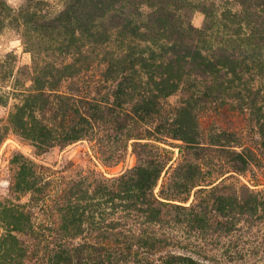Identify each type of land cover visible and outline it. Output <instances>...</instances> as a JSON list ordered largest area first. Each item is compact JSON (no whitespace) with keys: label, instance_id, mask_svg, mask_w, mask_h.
<instances>
[{"label":"rangeland","instance_id":"obj_1","mask_svg":"<svg viewBox=\"0 0 264 264\" xmlns=\"http://www.w3.org/2000/svg\"><path fill=\"white\" fill-rule=\"evenodd\" d=\"M63 5L0 0L1 249H24L15 264H46L65 246L123 242L120 234L140 228L135 217L121 213L126 204L110 205L100 196L86 201L83 192L89 198L93 188L109 186L137 166V144L147 143L172 151L175 164L182 162V173L195 182L183 184L180 199L169 202L164 214L160 234L168 250L205 264H264V46L252 57V48L239 44L229 51L232 61L211 62H196L183 48L182 57L173 58L164 49L156 70L149 68L152 47L136 39L135 64L122 81L117 72L127 43L120 49L111 41L104 48L71 37L74 26L56 22ZM190 22L201 28L203 14L194 11ZM207 67L212 74L201 78ZM89 106L130 113L139 140L120 142L104 115L79 125L74 110L82 115ZM65 108L69 117L61 119ZM72 129L84 130V137L64 148H36L37 140L53 136L50 130ZM179 146L188 147L182 158ZM110 155L120 158L102 161ZM168 178L164 170L155 193ZM176 187L181 184L164 185ZM78 189L84 201L71 197ZM197 196L205 201L204 219L194 209ZM217 205L224 208L221 216L212 212ZM116 260L110 264H120Z\"/></svg>","mask_w":264,"mask_h":264},{"label":"trees","instance_id":"obj_2","mask_svg":"<svg viewBox=\"0 0 264 264\" xmlns=\"http://www.w3.org/2000/svg\"><path fill=\"white\" fill-rule=\"evenodd\" d=\"M142 8L147 11L143 13ZM194 11H199L204 16L203 25L199 29L190 22V16ZM56 22L63 25L64 29L66 25L74 26L72 34L70 32L71 37L74 38V35L78 34L100 47L107 48L112 41L121 44V48L118 47L122 49L126 42L127 45L120 52L123 59L119 62L121 66L117 72L122 81L126 72L132 70L130 67L135 64L133 50L136 39L148 41L152 47L148 59L152 65L149 68L156 70L162 66L164 57L160 52L164 49L169 51L173 58L182 57L179 48H183L184 51H192V57L197 59L196 62H211L217 57L232 61L234 52L229 51L232 47L239 48V44L251 47L249 56L252 57L258 55L254 52L257 47L264 46V0H64ZM112 38L114 40H111ZM243 54L247 58L244 52ZM203 70L204 72H200L201 78L212 74L211 68ZM192 77L194 80L198 78L196 75ZM59 112L61 119L69 117L67 108ZM74 113L81 126L90 125L89 121L93 125L103 119L104 115L107 126L116 129L120 135V142L139 140L130 129L135 122L130 113L120 111L117 113L109 107L99 106H89L87 111L81 112L82 115H78L80 113L77 110H74ZM83 131L72 129L65 131L64 134H56V130H50L53 136L48 134L45 139L37 140L36 148L38 150L54 146L64 148L84 137ZM137 145L139 147L138 151L135 150L137 166L113 178L109 186L93 188L89 198L88 192L86 196L83 192V196L86 201L100 196L110 205L113 201L124 202L126 205L123 206L124 210L121 213L135 217L140 228L120 234L123 242L115 240L112 243H78L75 246L62 247L47 256L46 264H110L115 259L120 264H205L168 250V244L160 234L164 214L170 207L169 202L180 199L179 189H183L184 183H191L194 187L195 182H191L193 178L182 173L185 166L182 162L175 164L172 151L155 144ZM178 149L182 158L188 147L179 146ZM119 158L120 156L110 155L102 161L108 163ZM164 170L165 174L169 175L164 185L174 187L181 184V188L165 190L162 185L157 193L154 192ZM81 187L80 185L79 188ZM36 193L37 191L33 190L32 201L37 200ZM79 193L81 192L78 189L76 193H71V197L75 201H84V198L78 196ZM198 193H202V190L200 189ZM194 201L199 202L194 205L197 215L204 219L205 201L199 196ZM72 208L76 213L75 215L73 213L75 220L81 215L77 213V207ZM223 209L217 205L212 208V212L221 216ZM145 225L158 228L153 232L141 230ZM24 252L22 248L3 251L0 247V264H15L14 256L16 255V259L19 260L25 256Z\"/></svg>","mask_w":264,"mask_h":264}]
</instances>
